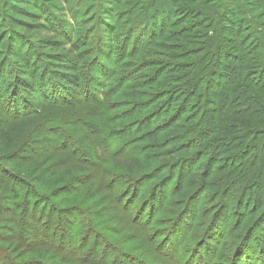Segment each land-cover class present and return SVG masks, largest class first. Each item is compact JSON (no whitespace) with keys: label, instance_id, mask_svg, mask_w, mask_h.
Returning a JSON list of instances; mask_svg holds the SVG:
<instances>
[{"label":"trees","instance_id":"16d2710c","mask_svg":"<svg viewBox=\"0 0 264 264\" xmlns=\"http://www.w3.org/2000/svg\"><path fill=\"white\" fill-rule=\"evenodd\" d=\"M15 43L16 40L11 43V49H17ZM11 57L21 59V66L15 72L22 77L11 76V80L18 83L11 103L4 110L11 122V134L20 123L16 126L20 144L9 145L11 159L0 155V231L5 232L0 235V264H50L52 259L58 264H122L124 255L116 246L128 245L135 238L152 245L156 237L149 236V228L158 216L167 217L170 199L167 144H164L167 121L163 119L162 110L167 103L160 104L150 114L144 113L150 105L163 99L160 91L167 88L165 73L156 68L148 76L151 81H145L146 77L142 83L135 78L128 89L131 96L155 102L148 106L145 102H134L129 117L141 114L142 117L132 128L110 130L112 108L96 96L99 84H95V90L85 89L100 79L96 77L83 83L78 73L81 64L78 55L55 56L57 63H49L46 69L38 67L41 58L37 60L32 50L26 56L31 58L23 59L21 51L12 50ZM227 63L233 71H240L247 64L240 56H232ZM93 67L92 76L98 75ZM241 74L235 73V77L238 79ZM236 78L233 83L228 82L224 90L235 84ZM245 78L243 87L248 91L253 82L250 76ZM123 85L118 83L117 87ZM212 89L208 85L209 93L201 102L213 107L212 113L218 110L229 114L228 119L236 120L234 105L249 97L234 96L230 91L222 96ZM137 90H140L138 94ZM247 101L250 107L263 108L257 99L250 97ZM203 114L208 116L206 109ZM250 126L248 131L239 130L232 137L225 135L230 129L226 128L222 136L242 142L250 140L252 144H229L230 141L190 146L196 153H212L213 159L231 152V159L236 160L234 166L224 164L216 170L210 167L208 177L203 175L205 185L193 188L197 180L196 174L189 170L190 165L182 166L179 162L181 166L174 169L173 173L180 175L177 176L179 187H175L172 195L179 189V205L184 209L171 225L177 228L170 233L173 237H165L156 248L157 251L165 249L167 253L168 246L172 262L179 257L188 232L199 228L196 225L198 214L194 210L205 191H211V201L219 199L220 204L212 203L207 211L217 213L216 217L210 219L185 263L213 264L222 243L232 234V256L229 259L223 255L224 261L229 259L224 264H264V144H257L258 137L264 135V115ZM127 138L132 140L124 142ZM142 172L148 174L142 179L156 184L148 200L140 203ZM211 177L214 179L209 180ZM124 187L129 191L125 192ZM231 188L236 195L242 193L237 200L235 195L227 198ZM106 233H114V236ZM17 247L23 249L18 259L25 262L14 260Z\"/></svg>","mask_w":264,"mask_h":264},{"label":"rangeland","instance_id":"374dc122","mask_svg":"<svg viewBox=\"0 0 264 264\" xmlns=\"http://www.w3.org/2000/svg\"><path fill=\"white\" fill-rule=\"evenodd\" d=\"M15 40L17 49H11V43ZM11 50L21 51L23 59L31 58L26 56L32 50L37 60L41 58L38 67L41 65L44 69L50 66L49 63H57L55 56L78 55L81 62L78 73L83 83L96 77L100 79L85 89L95 90V84H99L96 90L100 91L96 96L112 108L109 117L113 120V126L110 130L132 128L136 120L142 117V114L129 117L134 102H145L147 106L155 102L143 98L137 100L131 96L128 89L135 78L143 83L144 78L156 68L165 73L167 88L160 91L164 94L163 99L156 101L152 107L150 105L144 114H150L160 104L167 103V107L161 106L165 113L162 114L163 119L167 121V142H162L167 144L169 164L167 217L158 216L149 228V236L156 237L152 245L144 239L135 238L130 244L116 248L123 252L122 264H186V258L200 241L198 237L204 234L210 219L216 217L217 213L213 215L207 210L212 208V203L216 206V202L220 204V201L212 202L211 191H205L198 208L194 210L198 214L196 225L199 228L188 232L186 242L179 249V257L172 262V257H168V246L167 253L162 247L161 251L156 248L165 237L171 235L176 228L171 225L177 222L176 215L184 209L179 205V189L176 195H172L175 187H179L177 176L180 175L173 172L178 165H190L189 170L196 174L197 183L193 187L196 189L198 185H205L210 167L216 170L224 164L234 166L236 160L231 159V152L213 159L212 153H196L191 145L228 144L230 141L229 144L253 143L230 137L239 130L248 131L250 124L264 115V0H0V155L9 159L12 156L9 145L20 144L16 131L20 123L14 126L16 130L11 134V122L4 109L11 103L18 83L11 80V76L22 77L21 73L15 72L22 61L13 59ZM232 56H240V60L245 58L246 66L240 71L231 70L227 61ZM154 65L157 66L152 67ZM92 66L97 70L93 72L98 75L92 76ZM238 72L242 73L238 75L241 80L235 77ZM246 76H250V81L255 83L250 85L248 91L243 87ZM235 78L236 83L224 90L225 85L233 83ZM149 80L150 77L145 81ZM208 80L211 82L208 83ZM118 83H124L123 87L118 88ZM208 85L218 95L223 96L230 91L234 96L245 94L249 100L250 97L257 99L263 108L250 107L247 99L234 105L236 120L228 119L229 114L218 110L212 113L213 107L209 108L201 102L208 92ZM139 91H136L137 94ZM205 109L208 116L203 114ZM226 128L230 129L225 134ZM260 132L255 134V138ZM222 133L230 137L222 136ZM258 138L257 144H264V135ZM130 140L127 138L124 142ZM140 174V182H144L140 186L142 194L139 202L142 203L148 200L156 183L142 179L148 177L147 173ZM124 190L128 192L129 188L124 187ZM233 195L236 196L235 200L240 196L231 188L227 198ZM177 201L178 204H175ZM235 204H232V208ZM223 211L221 209V213ZM231 218L234 220L235 216L231 214ZM1 234H5L3 229ZM106 235L114 236V233ZM112 242L118 244L115 239ZM232 245L231 234L222 243L213 264L228 263L232 256ZM22 250L17 247L13 255L19 263L26 261L20 257L18 259ZM223 255L229 259L224 261ZM50 264L58 263L52 259Z\"/></svg>","mask_w":264,"mask_h":264}]
</instances>
